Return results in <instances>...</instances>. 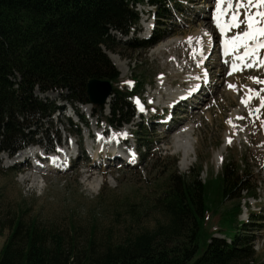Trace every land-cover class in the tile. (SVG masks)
I'll list each match as a JSON object with an SVG mask.
<instances>
[{"label":"trees","instance_id":"trees-1","mask_svg":"<svg viewBox=\"0 0 264 264\" xmlns=\"http://www.w3.org/2000/svg\"><path fill=\"white\" fill-rule=\"evenodd\" d=\"M138 1L143 0H0V151L12 154L26 145L33 138L26 129L53 111V103L34 96L35 89L63 90L68 102L83 105L90 103L88 80L119 81V72L102 47L114 40L110 29L127 33L137 21L129 2ZM134 77L140 84L139 76ZM112 92L111 114L105 115L101 104L92 105L91 115L120 124L133 111L130 92L117 86ZM246 177L225 166L208 193L197 174L190 179L169 174L154 202L165 221L99 245L93 225L81 245L71 221L67 232L37 217L25 218L27 209L20 210L7 223L10 234L0 251V264H248L253 255L251 236L238 230L224 238L214 232L201 236L209 214L249 230L238 220L241 191L253 193ZM227 196L235 199L231 207L223 206Z\"/></svg>","mask_w":264,"mask_h":264},{"label":"rangeland","instance_id":"rangeland-1","mask_svg":"<svg viewBox=\"0 0 264 264\" xmlns=\"http://www.w3.org/2000/svg\"><path fill=\"white\" fill-rule=\"evenodd\" d=\"M144 4L138 5L137 2H129L131 8H137L142 21L140 20L129 36L124 37L121 34L115 33L116 40L114 39L111 43H108V47H102V51H104L109 60L119 70L118 72H120L119 84L116 83L115 85L118 88L122 85H126L129 88L135 79L132 75H137L142 84V87L140 86L137 92L146 100H150V94L157 95L158 91L155 90H157V79L160 76H165L164 79H167V82H172L171 86H177V74L173 76L175 72L167 62L171 55H175L183 63L182 60L188 58L191 52L190 47L184 43H181L174 49L168 47V49L170 48L169 50L165 49L157 54L152 53L153 49L162 42H164L163 44L168 43L165 41L169 39L171 41L175 38L189 37L192 35L191 33L197 31L199 28L211 29L212 24L209 19L203 22L204 18L201 19L202 22L197 18L194 25L185 28L173 26L168 22V25L162 27L163 30L165 28L169 33L162 35L160 38L157 36L156 41H152V43L146 46L140 43V40L143 39V32H145L144 23L149 22L155 27V19L163 18V12L161 8H158V15L156 17V14L153 15L155 11H143L142 8L146 6ZM151 9L156 10L157 7H151ZM253 10L254 8L249 11ZM159 12L162 15H159ZM170 21L173 22V19H170ZM202 23L203 25H200ZM156 35H158L157 31ZM123 38H126L125 40H132L137 46L125 44ZM113 57L121 62L122 66H117L113 62ZM212 62V69H214L217 60H212ZM193 63L194 60L192 59L188 61L190 67ZM221 70V73H223L224 69ZM259 73H261V69L243 70L235 76H216V73L213 72V82H211L213 86H211V89L214 88L217 92L203 108H199L198 103L200 101L196 103V115H198L196 120H193V116L191 115L185 122L183 121V125L181 124L182 127L185 125H197L193 130L195 137V149L192 154L193 161L187 170H182L179 167L180 151H176L172 147L169 138L176 129L164 132V128L158 127L157 124L147 126L146 121L139 125L130 124L132 129L128 141L129 147L132 145L133 136L139 137L138 141L141 143H146L148 140L152 141L149 156L142 161L139 167H104L97 163L94 168H88V165L93 163V161L84 150L82 158L74 163L75 165L72 166L71 170L62 174L54 172L42 174L34 168L31 170L29 168L25 169L24 165L21 164L23 158L20 156H17L15 159H10V157L6 159L4 155L0 154V251L10 234L7 223L15 218L20 210L22 212V210L27 209L25 210L26 213L23 214L25 218L37 217L39 222L53 224L58 229L67 232L69 231V221H71L77 228L76 239L78 244L81 245L84 244L85 238L89 234L90 225H93V232L96 240L100 242L97 243L99 245L104 244L108 240L111 242L121 241L126 235L143 229L151 230L156 223L165 221L160 207L154 205V202L156 196L159 194L157 191L159 185L163 186L166 184L168 175L174 172L186 179H190L193 175L197 174L198 179L205 184L208 193H210L215 184L218 183V174H220L223 166L227 164L234 167V164L230 161L233 158L236 164L242 166V168L252 175H250V180L252 178L255 182H263L264 146H258L257 141L260 140L261 133L259 129L264 121H261L260 118L256 119L255 114L249 112L257 104L254 100L249 101L247 106H243L244 108L242 107V119L238 124L241 123L244 126V130L239 124L238 131L241 132L229 134L231 137L236 136L240 138L241 141L251 146L244 147L240 144L242 148H240L235 156L232 155V150L227 148L225 152L223 151L224 162L222 165H218L214 160L215 157H213L214 151L219 148L221 139L228 129L225 121L227 120L229 110L231 111V108L235 106V108H238L239 98L244 95L243 85L250 80V77L263 76L262 74L259 75ZM188 75L191 76L189 73ZM223 78L224 83L227 81L231 82L230 84L235 85V88H224L223 83H218ZM249 83L251 82L246 84ZM255 84L256 81L254 80L253 84L250 85V89ZM186 85L185 83L184 86ZM171 86L169 87L174 88ZM158 87H160L159 84ZM254 88L257 89L256 86ZM158 93L164 96L163 92L159 91ZM37 95L39 96L40 94L37 93ZM63 96H65V93L62 91H50L41 96L50 99L54 105L63 106V111L56 112L50 119L43 120L37 136L46 138L47 140L46 133L52 139L59 133L60 141L58 143L62 145L63 142L66 143V140L67 142H71L73 140L72 133L75 132L76 135L74 137L82 148L91 141L98 146L99 141L104 144L107 140L113 146H123L117 142L118 135H116L115 131L113 132V140L111 136L96 139L94 133L100 136V133L106 126H97L95 119L86 116L89 113V105H77L85 113L84 115L87 117L88 124L86 127H76L73 123L78 122L74 120L76 117L75 114H72L73 109L64 100ZM112 99L113 97H110V103ZM106 112L108 111L106 110ZM259 114L264 118V108ZM184 115V111H179L176 120L182 121ZM173 124H176V122ZM68 131L72 136L69 139H67ZM238 131L236 130L235 132ZM87 133L89 135L92 134L91 141L86 140L85 135ZM147 134L150 135L149 138L146 137L148 136ZM46 140L42 139L41 141L44 142ZM101 147L104 149L102 144ZM254 154L255 158H253ZM119 159L122 160L121 158ZM15 160H21V163L13 165V169H9V171L6 170L9 161L12 163ZM225 160L227 161L225 162ZM102 162H106L104 156L102 157ZM21 168L23 169L22 171L19 170ZM32 176L41 178L34 182ZM94 178H98L99 180V185L95 190L91 188V181ZM243 193L241 192V194ZM245 198H247V204L245 205L247 209L245 210L243 206V211L239 214L238 220L246 221L249 211L254 210L258 214H261L262 219H259V222L264 227V203L259 206L253 197L245 195ZM234 201L235 199L230 200V196H227L223 206L231 207ZM209 204L210 202L207 201V205ZM135 214L137 218H133ZM250 220V222L255 221L254 219ZM240 228L241 225H238L239 234L252 236L250 237V245L253 255L248 264H257L260 261L264 263V228H256L252 223H247V227H245L249 230ZM217 229H222L223 232H219ZM213 232L214 236L219 238H224L223 234H226L225 236H235L238 234L235 223H223L220 219H217L216 215L212 216V214H209L201 226V236H209ZM228 240L226 239L227 242H229Z\"/></svg>","mask_w":264,"mask_h":264},{"label":"bare ground","instance_id":"bare-ground-1","mask_svg":"<svg viewBox=\"0 0 264 264\" xmlns=\"http://www.w3.org/2000/svg\"><path fill=\"white\" fill-rule=\"evenodd\" d=\"M222 9H224V7H223V5H222ZM217 11V3H216V7H215V12ZM221 16L222 15H220L219 16V19L221 18ZM199 21V20H198ZM208 23V22H207ZM216 22L214 21V19H213V22H212V25H213V27L215 28V24ZM203 24V23H202ZM149 24L147 23L146 24V29H148V26ZM201 25V24H200ZM210 27V26H209ZM147 34V33H146ZM211 37H213V33H212V31H207V29L206 30H202V29H199V30H197L196 32H194L191 36H187V37H182V38H175V39H172L171 41H170V39L169 40H167V41H165V42H168V43H166V44H163L164 42H162V43H160V44H158V46H156L155 47V49H153V54H157L158 52H161V51H163V50H165V49H168V47H170V48H173L175 45H177L180 41H185V42H188L191 46H194V55H195V60H196V63H198V65H201L202 63H203V59H202V55L200 54V52L199 51H197L198 50V47H200V46H202L203 45V40H204V38L207 40H211ZM225 36L223 35V38H224ZM229 39V38H228ZM207 40V41H208ZM164 41V40H163ZM169 48V49H170ZM168 49V50H169ZM241 51H244V49H243V47H242V50ZM241 51H239V52H241ZM238 52V53H239ZM237 53V54H238ZM244 53H242V55H243ZM203 55H204V52H203ZM231 56H232V53H231V51L226 55V57H227V59H230L231 58ZM233 58H234V56H233ZM230 61V63H231V65H233L234 64V62L235 61H232V60H229ZM113 62L117 65V66H122L121 64V62H119L115 57H113ZM256 67H258V66H256ZM227 68H228V65L226 66V68L224 69V72L223 73H225V75H227L226 74V72H227ZM228 70H232V69H228ZM187 77H188V79H190V80H193V81H197V78H196V76L195 75H191V76H189V75H187ZM165 78V76H160L157 80H158V84H159V86H160V88H162V90H163V94H164V96H161V95H159L158 96V100L161 102V103H163L164 102V100H166V99H170V98H173V97H175V96H177V97H182V96H186L187 98H189L190 97V92L191 91H193L195 88H197V86L195 85V86H192V83L191 84H189L188 85V90L187 91H185V92H183L181 89H183V88H170L166 83H165V80L166 79H164ZM220 82V81H219ZM222 82V81H221ZM231 88H235V85H234V87H231ZM230 88V89H231ZM205 91H208L207 89H205ZM198 92H200V91H198ZM162 94V93H161ZM195 95H198V93H195ZM247 97H250V95H247V96H244V98H243V101H247ZM160 98V99H159ZM189 100H193V97H190V99ZM245 103V102H244ZM199 105V104H198ZM197 105V106H198ZM244 105L242 104V105H239L238 106V108H234V109H232L231 111H230V113H229V115H228V117H231L232 119H231V121H230V124L233 126V128H234V130L236 131H238V128H239V124H237V120H239L240 119V112H241V110H242V107H243ZM200 108V107H199ZM184 117V116H183ZM179 129V128H178ZM178 129H176L175 131H174V133H173V135L172 136H170L169 138H170V141H171V145H172V147L176 150V151H180V162H179V167L182 169V170H187L188 168H189V166L191 165V162L193 161V156H192V154L194 153V149H195V137H194V135H193V130H194V128L192 127V126H185V127H183L182 129H180L179 131H177ZM226 137H225V139H224V141H223V143L221 144V146L218 148V150L215 152V158H214V160L216 161V163L218 164L219 162H220V160H221V157H222V152L224 151V149H226V145L228 144V143H230L231 142V137H230V135H229V131H227L226 132ZM115 141V140H114ZM63 151H65V150H63ZM114 152H116L115 150H113ZM22 155L24 156V155H26V151L25 152H22L21 153V156L20 157H22ZM63 155L64 156H66L67 155V153L66 152H63ZM119 156H122V161H127V162H129L130 160L129 159H127L126 157H124L125 155L124 154H120L119 153ZM94 158H96V156L94 157ZM214 161V162H215ZM59 162H56V161H51V164L50 163H47L48 164V166H50V171H58V169L59 168H61L62 166L60 165V164H58ZM73 164V163H72ZM180 169V170H181ZM34 170V169H33ZM39 171H42V168H40L39 169ZM30 175V174H29ZM40 175V174H39ZM32 178H34L33 179V181L35 182V180L37 181V180H39L40 178L39 177H37V176H32ZM99 185V180H98V178H94L92 181H91V188L93 189V190H95L96 188H97V186Z\"/></svg>","mask_w":264,"mask_h":264},{"label":"snow or ice","instance_id":"snow-or-ice-1","mask_svg":"<svg viewBox=\"0 0 264 264\" xmlns=\"http://www.w3.org/2000/svg\"><path fill=\"white\" fill-rule=\"evenodd\" d=\"M226 3L228 8L232 9V16L230 21L221 23L219 16L223 14L225 9H222V4ZM243 8L244 20L239 21L237 19L239 15V9ZM256 9L255 11H249V9ZM213 19L220 29L221 34L230 27H238L239 23L246 24V30L242 33L231 37L228 40H222L224 45V51L227 55L230 51L238 47H243V56L235 57L236 60L243 62L245 59L253 60L252 64H244V67L260 66L264 65V58L256 59L258 50L264 49V0H217V11L213 13ZM236 68V64H233V69ZM255 80V77H250ZM264 83V81H257ZM229 87H234L229 85ZM252 91V90H249ZM245 102L246 101H243ZM262 106H264V98H262Z\"/></svg>","mask_w":264,"mask_h":264},{"label":"water","instance_id":"water-1","mask_svg":"<svg viewBox=\"0 0 264 264\" xmlns=\"http://www.w3.org/2000/svg\"><path fill=\"white\" fill-rule=\"evenodd\" d=\"M86 87L90 101L95 104L103 103L112 91V86L107 80L90 79Z\"/></svg>","mask_w":264,"mask_h":264}]
</instances>
